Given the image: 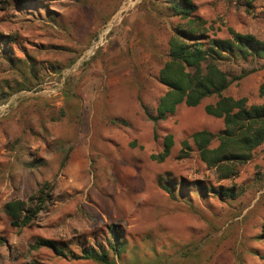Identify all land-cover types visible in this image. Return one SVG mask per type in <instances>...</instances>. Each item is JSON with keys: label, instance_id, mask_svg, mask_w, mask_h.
Wrapping results in <instances>:
<instances>
[{"label": "rangeland", "instance_id": "rangeland-1", "mask_svg": "<svg viewBox=\"0 0 264 264\" xmlns=\"http://www.w3.org/2000/svg\"><path fill=\"white\" fill-rule=\"evenodd\" d=\"M190 1L208 36L232 40V29L264 43V0ZM165 2L0 0V88L13 90L0 101V264H98L84 252L107 249L114 231L123 243L120 258L109 253L116 264H264V143L221 180L191 142L178 156L191 133L223 129L204 112L215 99L156 124L144 114L165 92L158 71L184 24ZM220 68L229 80L242 76L227 96L262 103L263 59L231 56ZM20 85L30 88L15 92ZM168 134L170 156L152 160ZM200 186L236 198L203 197ZM39 196L31 223L12 228L2 206L21 200L29 209Z\"/></svg>", "mask_w": 264, "mask_h": 264}, {"label": "trees", "instance_id": "trees-1", "mask_svg": "<svg viewBox=\"0 0 264 264\" xmlns=\"http://www.w3.org/2000/svg\"><path fill=\"white\" fill-rule=\"evenodd\" d=\"M160 6L168 17L183 21L184 24L179 23L174 27L173 34L167 41L166 60L158 71L157 80L165 88V92L157 100L154 113L144 109V114L150 122L156 124L165 120L168 115L175 114L181 105L195 108L206 99H215L214 103L204 106V112L207 116L222 120L223 129L217 133L208 130L191 133L180 142L178 156L187 157L186 150H191V142L199 160L206 167L215 169L221 180L228 179L233 175L234 165L249 162L255 150L264 143V100L261 104L247 106L246 98L234 99L227 96L225 92L231 82L242 76L229 80L221 70L220 64L229 61L231 56L243 60L248 57L264 60V43L251 35H242L232 29H228L232 40L208 36L203 28L205 22L196 16L198 8L190 0H166ZM6 60L9 63L13 61L12 57H7ZM23 87L30 88L28 85H20L16 87L15 92ZM10 90L0 88V101L11 95L13 90ZM259 95L264 98V84L259 88ZM162 144V152L151 157L159 163H163L171 154L174 146L172 135H166ZM66 159L67 157L61 166H64ZM160 181L161 189L174 198L173 187ZM258 183L259 188L264 185V173L258 175ZM196 190H199L197 192H201L203 197L211 194L220 200L236 198L233 189H207L200 186ZM180 193L182 195L186 192L180 189ZM37 199L38 204L29 209H26L25 202L21 200H13L2 206L1 211L9 219L12 228H24L31 223L44 202L40 196ZM114 235V243L107 246V249L84 252L83 258L98 264H116L109 253L111 251L120 258L123 243L118 232L114 231ZM45 243L58 252L54 243ZM193 247L195 249V246ZM184 250L183 256L191 252L186 248Z\"/></svg>", "mask_w": 264, "mask_h": 264}, {"label": "built area", "instance_id": "built-area-1", "mask_svg": "<svg viewBox=\"0 0 264 264\" xmlns=\"http://www.w3.org/2000/svg\"><path fill=\"white\" fill-rule=\"evenodd\" d=\"M10 102H7L5 105H3V108H8Z\"/></svg>", "mask_w": 264, "mask_h": 264}]
</instances>
